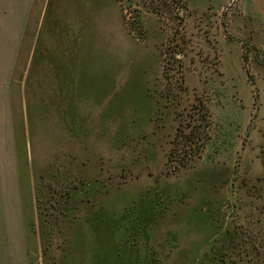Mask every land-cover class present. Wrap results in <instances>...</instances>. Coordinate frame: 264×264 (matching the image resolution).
<instances>
[{
  "label": "rangeland",
  "instance_id": "obj_1",
  "mask_svg": "<svg viewBox=\"0 0 264 264\" xmlns=\"http://www.w3.org/2000/svg\"><path fill=\"white\" fill-rule=\"evenodd\" d=\"M58 1L67 19L51 16L42 30L34 19L13 82L17 109L24 97L35 110L40 264L43 246L48 264H133L145 253L117 239L142 227L136 237L151 244L157 226L160 264H183L203 234L182 217L202 196L229 210L232 195L240 224L262 236L264 0ZM11 40L0 35V57L13 54L3 50ZM18 155L26 159L23 145ZM80 235L84 249L65 251Z\"/></svg>",
  "mask_w": 264,
  "mask_h": 264
},
{
  "label": "crops",
  "instance_id": "obj_2",
  "mask_svg": "<svg viewBox=\"0 0 264 264\" xmlns=\"http://www.w3.org/2000/svg\"><path fill=\"white\" fill-rule=\"evenodd\" d=\"M41 3L43 6L38 9ZM49 7V0H0V35L12 38L11 46L5 43L3 50L13 52L0 57V148L1 140L3 147L0 153V264L41 262L39 233L30 229L36 218V170L29 155L28 139L31 142L30 128L35 126V110L31 107V113L24 97L17 109L13 82L27 36L34 32V19L40 17L37 30H42L51 16L50 19L57 22L67 19L57 13L65 12L62 1L57 0L51 12ZM34 51L35 43L31 46L27 66L34 60ZM20 145L26 149L25 160L18 155Z\"/></svg>",
  "mask_w": 264,
  "mask_h": 264
},
{
  "label": "trees",
  "instance_id": "obj_3",
  "mask_svg": "<svg viewBox=\"0 0 264 264\" xmlns=\"http://www.w3.org/2000/svg\"><path fill=\"white\" fill-rule=\"evenodd\" d=\"M39 38H42L41 34H39ZM61 38V37H60ZM36 53L34 52L33 59L35 60ZM51 97L54 98V95L52 94ZM68 102V101H67ZM68 106L71 107V109L74 110V105L71 101L68 102ZM71 110V114L68 116L72 120L75 118L76 113L75 111ZM78 117V115H77ZM73 123L75 121L73 120ZM78 123V122H77ZM187 143V141H186ZM184 146V145H183ZM200 150L201 147L193 148ZM171 153V152H170ZM170 155H169V161H170ZM205 178V177H204ZM207 183L206 181L201 185L202 187L204 184ZM200 186V187H201ZM206 197L202 196L200 203L194 204L190 207H187L188 209L185 211V215H183L182 218L185 217L187 220L186 225V231H195V232H201L203 235L200 239L193 242L194 248L191 256L186 257L183 260V264H264V209H261L258 212V218L255 222V225L259 227L258 233L262 236H254V228L251 225L247 224H240L238 219V211L226 210L224 205H217V203H213L215 201L210 200L209 202L206 201ZM161 201H159L158 204H160ZM211 204V206L206 207L205 204ZM162 208L158 209L154 213H150L151 216L154 218L153 221L161 219L165 216V211H161ZM164 209V208H163ZM231 210V211H230ZM161 212V213H160ZM174 215H176V221L175 223H181V211H174ZM146 216V215H145ZM161 217V218H160ZM118 220L117 218H115ZM145 219V218H144ZM102 223V220L99 224ZM160 225V224H159ZM247 225V226H246ZM102 226V224H101ZM134 227V226H132ZM160 227V226H159ZM170 228V227H168ZM173 229L168 230L169 234L175 235L177 233V238L179 236H182V233L184 232L178 229V226L171 227ZM154 230V227H153ZM158 226L155 227V231L153 233L149 232V235L147 236L149 241H152L151 244L148 241H142L140 238H137L136 236L142 235L145 233L143 231L142 227L135 228V230H131L130 233H134L135 236L130 238V235L124 237L123 239H117V242H119V245L129 243L130 249L135 250H143V254L146 256L144 259H141L138 253H136L134 256L130 257V262L133 264H139L141 261L146 259V264H160L161 263V257L159 256V250L157 247L160 246V242L156 243L155 246L153 245V242L155 241L153 239V235L155 237V233H157ZM175 230V231H174ZM80 234H82L84 229L79 230ZM185 231V234H186ZM151 233V234H150ZM87 241L85 237L80 235L79 238L74 239L70 242H65L66 246L64 248L65 251H71L79 249H84L83 246H85ZM44 242H42L43 244ZM142 243V244H140ZM192 243V244H193ZM117 244V243H116ZM118 246V245H117ZM157 246V247H156ZM82 247V248H81ZM171 249V248H169ZM182 248L179 249V251ZM101 248H99L96 251V257L92 259V261L96 263L102 262L103 256H97L101 254ZM178 251V250H176ZM185 252V251H184ZM183 252V253H184ZM188 252H185L184 254L187 255ZM43 260L45 264H48V257L46 256V252L44 250L43 246Z\"/></svg>",
  "mask_w": 264,
  "mask_h": 264
},
{
  "label": "water",
  "instance_id": "obj_4",
  "mask_svg": "<svg viewBox=\"0 0 264 264\" xmlns=\"http://www.w3.org/2000/svg\"><path fill=\"white\" fill-rule=\"evenodd\" d=\"M232 182H233V179H231L230 185L232 184ZM231 205H232V208H233L234 204H233V198H232V195H231Z\"/></svg>",
  "mask_w": 264,
  "mask_h": 264
}]
</instances>
